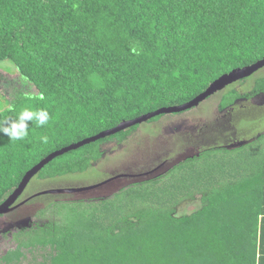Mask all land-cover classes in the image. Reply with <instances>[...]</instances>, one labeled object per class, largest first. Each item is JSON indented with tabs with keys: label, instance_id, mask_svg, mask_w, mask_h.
<instances>
[{
	"label": "trees",
	"instance_id": "trees-1",
	"mask_svg": "<svg viewBox=\"0 0 264 264\" xmlns=\"http://www.w3.org/2000/svg\"><path fill=\"white\" fill-rule=\"evenodd\" d=\"M263 58L264 0H0V62L37 91L0 112V120L24 108L50 116L44 127L29 123L23 140L0 134V205L49 154L187 103L222 75ZM262 92L264 76H251L214 94H221L216 110L250 111L237 141L260 143L264 107L240 101ZM134 127L64 154L77 164L54 159L30 182L88 168L100 145L121 141ZM221 150L204 149L108 200L49 202L54 221L13 234L15 248L0 264H20L34 251L41 264H264V153L222 158ZM193 192L201 194V208L176 217L174 207Z\"/></svg>",
	"mask_w": 264,
	"mask_h": 264
},
{
	"label": "rangeland",
	"instance_id": "rangeland-1",
	"mask_svg": "<svg viewBox=\"0 0 264 264\" xmlns=\"http://www.w3.org/2000/svg\"><path fill=\"white\" fill-rule=\"evenodd\" d=\"M260 76H264V68L252 75V77ZM36 95L34 86L20 76L12 64L0 62V112L10 108L17 99L32 98ZM220 95H214L213 99L205 100L198 107L183 114L161 115L136 125L121 141L112 139L104 142L99 146L100 157L86 169L67 174L63 178L30 182L18 206L0 218V256L15 248L16 241L13 234L17 231L28 229L35 224L43 225L54 221L53 214L57 208L49 207V202L55 205L59 203L83 205L88 202L108 200L131 182L164 175L174 165L188 158L198 157L200 152L207 148H222L217 155L222 158H231L241 152L243 154L249 151L255 152L256 149L264 153V135L258 138L260 143L252 141L230 143L226 139L223 140L225 143L220 144L221 146L214 143L216 140V136L213 137L214 133L218 132L220 135L231 127L235 136L239 133L243 136L245 128L249 127V123L245 121H248L250 116L244 114L248 111L239 110L235 113L229 111L216 117L214 112L217 108L215 109L213 105L217 106L218 100L215 98ZM240 102V105L248 108L264 107V92L253 96L249 101ZM260 110L264 115V108ZM207 118L214 119L208 121ZM256 124L258 126L257 122ZM69 155L59 157L54 164H77ZM113 178L116 179L110 183L82 193L41 195L38 196L39 198H31L47 190L89 188ZM201 206V194L193 192L190 197L179 200L174 207L175 215L179 217L191 214ZM41 211L43 213H40ZM40 254L37 251L25 254L19 263L41 264Z\"/></svg>",
	"mask_w": 264,
	"mask_h": 264
},
{
	"label": "water",
	"instance_id": "water-1",
	"mask_svg": "<svg viewBox=\"0 0 264 264\" xmlns=\"http://www.w3.org/2000/svg\"><path fill=\"white\" fill-rule=\"evenodd\" d=\"M264 68V58L262 60L257 61L256 63L240 68L232 70L231 72L222 75L217 80H215L213 83L209 85V87L196 96L191 101L184 103L179 106H172L167 108H160L156 111L141 115L135 119L122 121L117 126L107 129L105 131H102L98 133L97 135H94L92 137L86 138L82 141H79L77 143H73L67 147H64L58 151H55L48 156H46L44 159H42L37 165L32 167L29 171L25 173L23 176L21 182L19 183L18 187L14 190V192L0 205V216H5L8 213H10L15 208V203L18 200V198L22 195L23 191L26 189L29 182L33 179L34 176L37 175L47 164H49L54 159L70 152L77 150L85 145H89L91 143H95L99 140H103L107 137L114 136L126 129H129L131 127H134L136 125H140L144 122H147L155 117L161 116V115H170V114H179L183 113L185 111H188L190 109H193L195 107H198L200 103L205 101L207 98L213 96L214 94L224 90L228 86L251 77L254 73ZM118 178V177H116ZM116 178L107 180L101 184H98L93 187L89 188H77V189H60V190H49L42 193L37 194L35 197L41 196V195H53V194H75V193H82L85 191H89L92 189H96L98 187H101L102 185H105L107 183H110L111 181L115 180Z\"/></svg>",
	"mask_w": 264,
	"mask_h": 264
},
{
	"label": "clouds",
	"instance_id": "clouds-1",
	"mask_svg": "<svg viewBox=\"0 0 264 264\" xmlns=\"http://www.w3.org/2000/svg\"><path fill=\"white\" fill-rule=\"evenodd\" d=\"M49 120V113L44 109L24 108L14 118L0 120V134L8 137L10 141L23 140L28 135L29 123L36 127H44ZM42 140L46 142L47 137H43Z\"/></svg>",
	"mask_w": 264,
	"mask_h": 264
},
{
	"label": "flooded vegetation",
	"instance_id": "flooded-vegetation-1",
	"mask_svg": "<svg viewBox=\"0 0 264 264\" xmlns=\"http://www.w3.org/2000/svg\"><path fill=\"white\" fill-rule=\"evenodd\" d=\"M256 96V95H255ZM252 98V97H251ZM250 98V99H251ZM249 99V100H250ZM248 100V101H249ZM257 106H254V107H252V108H256ZM261 107H263V106H261ZM228 112V109H222V110H216V117H219V115H223V114H225V113H227ZM248 112H250V111H248ZM201 119H203L204 121H205V119L204 118H201ZM197 120H200V119H197ZM206 123H207V120H206ZM233 130V129H232ZM232 130H231V127H230V130H227L226 132H224V133H222L221 132V134L220 135H218V132L217 133H214L213 134V137L214 136H216V140H215V142L214 143H225L223 140L224 139H226L227 140V142H230V143H234V142H240V141H237L236 139H234V137H235V135L233 134V132H232ZM227 132H229V134L227 135ZM47 191H49V190H47ZM45 192V191H44ZM42 193V192H41ZM36 195H34V196H32L31 198H36L35 197ZM18 204H19V200L15 203V208L18 206ZM14 208V209H15Z\"/></svg>",
	"mask_w": 264,
	"mask_h": 264
}]
</instances>
